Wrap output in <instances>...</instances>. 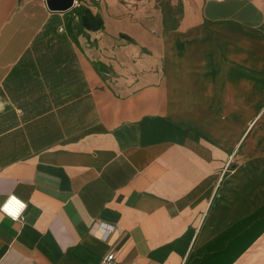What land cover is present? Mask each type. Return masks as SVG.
<instances>
[{
	"label": "crops",
	"instance_id": "1",
	"mask_svg": "<svg viewBox=\"0 0 264 264\" xmlns=\"http://www.w3.org/2000/svg\"><path fill=\"white\" fill-rule=\"evenodd\" d=\"M9 195L0 264H264V0H0Z\"/></svg>",
	"mask_w": 264,
	"mask_h": 264
},
{
	"label": "built area",
	"instance_id": "2",
	"mask_svg": "<svg viewBox=\"0 0 264 264\" xmlns=\"http://www.w3.org/2000/svg\"><path fill=\"white\" fill-rule=\"evenodd\" d=\"M26 208L24 201L15 195L7 196L0 205V211L9 218L21 222L23 220V213ZM103 239H107L114 227L107 223H100L98 226ZM97 264H119L116 256L112 250L105 253Z\"/></svg>",
	"mask_w": 264,
	"mask_h": 264
},
{
	"label": "water",
	"instance_id": "3",
	"mask_svg": "<svg viewBox=\"0 0 264 264\" xmlns=\"http://www.w3.org/2000/svg\"><path fill=\"white\" fill-rule=\"evenodd\" d=\"M49 8L54 10H65L73 4V0H46Z\"/></svg>",
	"mask_w": 264,
	"mask_h": 264
}]
</instances>
